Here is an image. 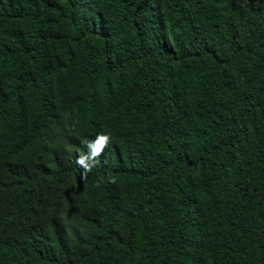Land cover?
<instances>
[{"label":"trees","instance_id":"obj_1","mask_svg":"<svg viewBox=\"0 0 264 264\" xmlns=\"http://www.w3.org/2000/svg\"><path fill=\"white\" fill-rule=\"evenodd\" d=\"M0 264H264V0H0Z\"/></svg>","mask_w":264,"mask_h":264}]
</instances>
